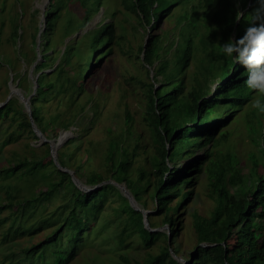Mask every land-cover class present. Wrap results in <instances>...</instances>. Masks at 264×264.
Masks as SVG:
<instances>
[{"label":"rangeland","instance_id":"374dc122","mask_svg":"<svg viewBox=\"0 0 264 264\" xmlns=\"http://www.w3.org/2000/svg\"><path fill=\"white\" fill-rule=\"evenodd\" d=\"M51 1L0 0V103L13 101L10 117L0 121V170L32 158L42 159L44 163V168L37 176L23 175L21 170L9 176L0 173L1 185L12 184L16 188L11 191L15 204H23L25 199H36L35 202L20 206L21 215L29 213L22 221L19 214L12 213L17 207L12 206L0 214V262H7L14 253L18 257L25 256L26 249L52 234L61 223H51V215L59 213L64 205L71 206L75 187L77 192H85L71 177L75 186L69 181L67 188L63 185L49 198L42 200L44 194L41 195V191L46 190L52 181L60 179L53 166L52 144L56 147V160L59 162V157L64 158L62 160L67 168L73 171L83 185L90 188L86 192H91L96 187L90 184L89 178L92 175L111 177L108 153L110 142L114 140L127 148L133 157L128 177L141 184L150 179L155 184L157 177L152 162L158 155L160 144L148 120L149 84L155 81L154 69L162 60L167 62L166 70L171 69L178 35L184 23L179 16L190 8L182 4L174 6L170 15L162 18L155 29L151 30L145 16L127 7L123 0H104L101 8L92 12L91 19L75 33L84 12L81 8L79 10L78 2L64 0V6L55 20L54 30L49 34L51 49L48 54L51 57L47 60V65L38 72L35 66L42 57L40 40L47 29L45 12L50 9ZM198 12L201 14L203 11L199 9ZM68 18L74 21V25L67 22ZM108 22L116 25L112 51L96 70L94 77L83 79L82 71V87L79 88L73 81L89 47V38H82V35ZM67 27H74L73 32L71 31L73 34H66ZM206 28L205 23L200 20V31ZM154 35L161 36V56L156 58L153 66H149L143 62L144 47ZM196 41L198 43V38ZM71 42L77 48L65 54L66 46ZM205 53L203 47L198 45L193 60L185 70V90L187 92L193 87L194 77L198 76L205 87L210 86L209 97H212L221 81L218 75L216 79L213 78V71L204 77L198 75L197 67L203 61ZM43 73V82L52 83L53 86L45 87L44 98L36 102L42 123L46 126L45 132L41 131L43 137H40L22 125L23 120L30 116L23 100L12 93L11 87H18L25 96L32 97L35 93L34 79ZM162 77L159 75L158 78L161 80ZM157 84L159 85L158 82ZM256 98L264 100V97H258L255 92L252 100L236 112L232 122L226 126L228 136L221 140L214 154L216 163L224 162L226 165L230 161L228 154L234 155V161L238 163L236 165L244 176L251 174L255 162L259 164L256 169L258 174H264V114L252 107ZM204 150L205 147L197 149L193 159L203 155ZM181 162L183 160L177 163ZM55 164L57 165L56 162ZM211 168L214 169L215 165L206 161L201 171L194 173L195 182L190 188L193 189V195L189 202L174 213L181 230L175 240H170L171 248L177 251L176 258L184 264L195 259L202 264H224L211 257H198L197 252L199 233L196 222L210 219L219 206V191L214 185ZM142 171H148L145 178L142 177ZM230 173H226L227 177ZM120 184L127 186L126 182ZM115 185L122 196L111 191L95 222L91 216L84 217V241L67 264H136L159 254L164 246L169 245L165 235H160L151 244L143 240L126 208L130 199L119 185ZM226 186L230 193L235 192L236 185L226 182ZM188 189L185 187L183 191ZM5 190L0 188V204L8 203L9 197ZM127 190L137 208L146 210L147 218L150 215L149 227L151 223L155 230L170 234L171 225L163 223L164 214L157 209L156 200L152 196L153 187L141 192L140 201L128 186ZM176 202L174 200L170 205L174 207ZM35 204L37 206L33 207ZM46 219L49 221L45 222ZM30 224H35L33 233L16 231L18 225L24 227ZM256 236L259 237L258 232ZM237 241L238 237L234 234L227 243L223 242L229 245L234 259L238 258ZM65 243L67 241L64 240L63 246L59 244L57 249L46 250L42 256L37 254L26 260L17 258L11 264H58L61 258L68 256Z\"/></svg>","mask_w":264,"mask_h":264},{"label":"trees","instance_id":"16d2710c","mask_svg":"<svg viewBox=\"0 0 264 264\" xmlns=\"http://www.w3.org/2000/svg\"><path fill=\"white\" fill-rule=\"evenodd\" d=\"M73 1L78 2L79 10L81 8L84 12L83 18L78 22V28H76L75 33H77L91 19V13L101 8L104 0ZM123 2L137 14L145 16L151 30L155 29L162 18L170 15L174 6L178 4L190 6L179 16L181 22L184 21V23L181 25L178 35L179 39L172 57L171 69L167 71V62L162 60L154 69L155 81L149 84L148 120L160 144L158 155L152 162L157 177L155 184L150 179H146L141 184L140 181L137 182L129 178L133 157L127 148L118 144L116 140L111 141L108 153L112 168L111 177L92 175L89 178L90 184L100 185L91 192L82 190L77 192L75 187L76 191L73 192L77 194H72L71 206L64 205L59 213L51 215L53 216L51 223L59 221L60 226L44 240L26 249L25 256L18 257L14 253L7 262H0V264H11L17 258L18 260L34 258V255L37 254L42 256L48 249H57L59 244L63 246L64 240L67 241L65 244L68 256L61 258L58 264H67L74 258L81 242L84 241V226H86L84 217L91 216L95 222L111 191L114 190L122 196L114 183L107 182L109 180L118 183L126 182L134 197L139 201L141 192L147 191L152 186V196L156 200L157 209L164 214L163 223L171 225L170 234L155 230V226L151 223L152 230L148 229L144 223L143 212L135 209L128 201L126 208L130 213V219L137 226L138 232L147 244H151L160 235H165L168 240L170 237V240L173 241L181 230L175 221L174 213L189 202L193 195V189L190 188L195 182L194 173L201 171L206 161L215 165V168L210 170L214 175V185L219 191V206L210 219L196 222L199 233L198 257H211L224 264H264V174H258L256 169L259 164L255 162L251 174L244 176L231 153L228 154L230 161L227 165L224 162L216 163L214 160V154L221 140L228 136L226 126L232 122L236 112L252 100L255 93L245 83L248 76L247 70L236 63L233 58L224 56L219 46H223L230 39L242 37L249 26V14L258 6L256 0H123ZM63 6L64 0H52L50 9L45 12L47 29L42 33L40 40V42L42 41L40 44L42 57L35 66L38 72L47 65V60L51 57L48 54L51 49L49 34L54 30L55 20L59 17L58 12ZM199 9L203 11L201 14L198 12ZM238 12L243 13L240 18L237 17ZM200 20L207 26L202 32L199 29ZM67 22L71 26L74 25V21L70 18L67 19ZM73 30L74 27L65 28L68 35L73 34L71 33ZM83 37L89 38V47L73 81L74 84H78L79 88L82 87L80 83L82 71L83 79L94 77L96 70L112 51L111 45L116 39V25L113 22L98 25L96 29L84 33ZM196 38H198V43ZM161 43V36L151 37L144 47V63L149 66L155 64L156 58L161 56L159 54V50L162 48ZM71 44L72 42L66 46L65 54L77 48ZM198 45L202 46L206 52L203 61L197 67L198 75L204 77L205 74L213 71L214 79L220 77L221 82L212 93V97H209L210 86L205 87L198 76L194 77L193 87L187 92L185 90V70L193 60ZM43 75L44 73L38 76L39 87L30 103L38 128L45 132L46 126L42 123L36 102L44 98L45 87H52L53 84H45ZM159 75L163 76L161 80L158 78ZM12 111L13 101L9 100L3 107H0V121L10 117ZM22 125L30 128L31 132L36 134L30 118L23 120ZM201 147H205L203 155L195 156L196 158L193 159L195 152ZM262 149H264V143ZM62 159H64L62 156L58 159L60 165L67 168ZM179 160H183V163H177ZM53 166L60 179L52 181L46 190L41 191V195L44 194L42 200L49 198L63 185L67 188L70 184L69 181L74 185L69 172L59 168L54 161ZM22 167L24 169H21ZM43 168L42 159L32 158L21 162V164L13 163V165L0 170V173L9 176L17 174L21 170L23 175L37 176ZM227 172H231L228 177ZM42 174L47 175L45 172ZM141 174L145 178L148 171H142ZM66 179H68L67 183ZM226 182L236 185L234 193L228 191ZM185 187L189 189L183 191ZM0 188L6 189L5 192L9 197L7 204H0V214L13 206L17 208L12 213L19 214L21 221L22 218L26 219L25 216L29 213L21 215L20 206L35 202L36 199H25L23 204L17 205L11 195L15 186L0 184ZM124 198L126 199V197ZM174 200L177 202L172 207L170 204ZM92 203L93 206H91ZM36 206L35 204L33 207ZM49 219H46L45 222H48ZM148 220H150V215ZM34 225L30 224L24 227L18 225L16 231L33 233ZM256 232L259 233V237L256 236ZM234 234L238 237L237 246L246 248L245 250L238 248L237 259H234L229 245L223 244V242L227 243V240ZM170 240L169 245L164 246L159 254L152 255L149 259L136 262V264H184L172 254ZM174 252L177 254V251L174 250ZM186 264L202 263L195 259Z\"/></svg>","mask_w":264,"mask_h":264},{"label":"clouds","instance_id":"9594fccd","mask_svg":"<svg viewBox=\"0 0 264 264\" xmlns=\"http://www.w3.org/2000/svg\"><path fill=\"white\" fill-rule=\"evenodd\" d=\"M256 3L258 6L249 14V26L242 37L230 39L219 47L224 56L233 58L247 70V87L257 92L258 97H264V0ZM242 15L237 13L239 18ZM252 107L264 114V100L254 99Z\"/></svg>","mask_w":264,"mask_h":264},{"label":"water","instance_id":"95a60500","mask_svg":"<svg viewBox=\"0 0 264 264\" xmlns=\"http://www.w3.org/2000/svg\"><path fill=\"white\" fill-rule=\"evenodd\" d=\"M34 83H35V91H36L37 88L39 87L38 76H36V78L34 79ZM11 89H12V93H15V94L19 95L20 98L23 100V102H24V104H25V107H26V109H27V111H28V113H29L30 120H31V123H32V126H33L35 132H36L40 137H43V134H42L41 130L38 128V126H37V124H36V122H35V120H34V118H33V110H32V106H31V103H30V100H31L32 97H31V96H25L23 93L20 92V89H19L18 87L12 86ZM6 103H7V102H2V103H0V107H3ZM46 140H48V139H46ZM53 145H54V144H52V149H53V152H54V161L57 163V165H58L60 168L64 169L65 171L69 172V173L71 174L73 180L75 181V183L78 184L82 189H84L85 191L89 190L90 188H89L88 186L83 185V184L79 181V179H78L76 176H74L73 171H71L70 169H68V168H66V167H62V166L60 165V163L56 160V157H55L56 147H55V145H54V146H53ZM107 182H111V183H114V184L119 185V187L125 191L126 196L130 199V203H131V205H132L135 209H138L137 206L134 204V202H133V197L131 196L130 192L127 190V186H126V185L120 184V183H118V182H116V181H114V180H113V181L110 180V181H107ZM99 185H100V184H99ZM99 185H96V187H95L94 189L98 188ZM141 211H142L143 214H144V223H145V226H146L148 229L152 230V228L149 227V222H148V218H147V213H148V212H147L146 210H141ZM169 240H170V237H169ZM171 252H172V254L175 256V252H174L172 249H171Z\"/></svg>","mask_w":264,"mask_h":264},{"label":"bare ground","instance_id":"6f19581e","mask_svg":"<svg viewBox=\"0 0 264 264\" xmlns=\"http://www.w3.org/2000/svg\"><path fill=\"white\" fill-rule=\"evenodd\" d=\"M20 92H21V90H20ZM22 93V92H21Z\"/></svg>","mask_w":264,"mask_h":264}]
</instances>
